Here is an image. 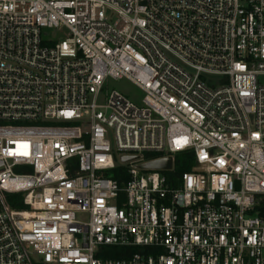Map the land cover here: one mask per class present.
Listing matches in <instances>:
<instances>
[{"label": "built area", "instance_id": "built-area-1", "mask_svg": "<svg viewBox=\"0 0 264 264\" xmlns=\"http://www.w3.org/2000/svg\"><path fill=\"white\" fill-rule=\"evenodd\" d=\"M0 264H264V0H0Z\"/></svg>", "mask_w": 264, "mask_h": 264}, {"label": "trees", "instance_id": "trees-1", "mask_svg": "<svg viewBox=\"0 0 264 264\" xmlns=\"http://www.w3.org/2000/svg\"><path fill=\"white\" fill-rule=\"evenodd\" d=\"M159 157L156 154H145L143 160L145 162L152 161ZM194 167V157L191 153L180 154L175 157L174 171L172 173H165V176L172 180L176 175L184 172H191ZM127 168L124 166H117L113 170L105 171L104 174L108 178L117 181L120 185H124L128 180ZM6 201L13 210H24L26 207L23 204V196L20 194H7ZM138 249H127L118 247L103 248L99 258L102 259H128L138 252Z\"/></svg>", "mask_w": 264, "mask_h": 264}, {"label": "rangeland", "instance_id": "rangeland-1", "mask_svg": "<svg viewBox=\"0 0 264 264\" xmlns=\"http://www.w3.org/2000/svg\"><path fill=\"white\" fill-rule=\"evenodd\" d=\"M43 33L45 34L44 37L46 39L53 41H61L69 36V32L62 27L56 30L44 31ZM104 91L108 93L111 91L120 92L137 105L141 104L144 97L142 91L126 79L108 80Z\"/></svg>", "mask_w": 264, "mask_h": 264}, {"label": "water", "instance_id": "water-1", "mask_svg": "<svg viewBox=\"0 0 264 264\" xmlns=\"http://www.w3.org/2000/svg\"><path fill=\"white\" fill-rule=\"evenodd\" d=\"M122 163H130L138 161V157H122L120 160ZM138 168L143 171H160L170 172L172 170V159H161L144 164H139Z\"/></svg>", "mask_w": 264, "mask_h": 264}]
</instances>
